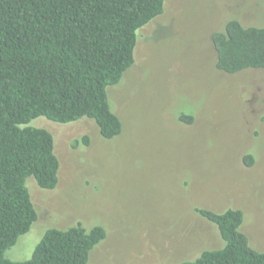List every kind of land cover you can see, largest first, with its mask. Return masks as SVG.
Returning <instances> with one entry per match:
<instances>
[{
	"label": "rangeland",
	"instance_id": "374dc122",
	"mask_svg": "<svg viewBox=\"0 0 264 264\" xmlns=\"http://www.w3.org/2000/svg\"><path fill=\"white\" fill-rule=\"evenodd\" d=\"M234 20L264 28V0L165 1L138 31L134 66L108 88L119 136L104 139L87 118L33 122L54 137L59 183L28 179L39 218L8 260L28 261L47 230L80 224L107 234L88 264L192 262L225 245L198 209L242 210L241 232L264 252V70L218 71L211 39ZM85 136L90 144L74 147Z\"/></svg>",
	"mask_w": 264,
	"mask_h": 264
},
{
	"label": "trees",
	"instance_id": "16d2710c",
	"mask_svg": "<svg viewBox=\"0 0 264 264\" xmlns=\"http://www.w3.org/2000/svg\"><path fill=\"white\" fill-rule=\"evenodd\" d=\"M166 0H0V264H88L106 231L80 224L47 230L25 262L6 252L38 221L27 181L53 190L60 160L53 135L33 122L67 125L93 120L104 139L122 133L108 88L135 64L138 31L164 13ZM216 68L228 75L264 70V28L238 21L212 35ZM191 124L193 116L183 114ZM89 145L85 136L78 144ZM252 166L254 156L244 158ZM217 225L225 245L179 264H264V252L241 232L244 213L198 209Z\"/></svg>",
	"mask_w": 264,
	"mask_h": 264
}]
</instances>
